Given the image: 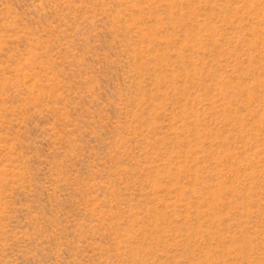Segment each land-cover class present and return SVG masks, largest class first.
Listing matches in <instances>:
<instances>
[{"label":"rangeland","instance_id":"obj_1","mask_svg":"<svg viewBox=\"0 0 264 264\" xmlns=\"http://www.w3.org/2000/svg\"><path fill=\"white\" fill-rule=\"evenodd\" d=\"M0 264H264V0H0Z\"/></svg>","mask_w":264,"mask_h":264}]
</instances>
